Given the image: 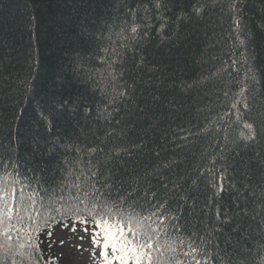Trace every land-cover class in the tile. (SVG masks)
Returning <instances> with one entry per match:
<instances>
[{"label":"trees","instance_id":"16d2710c","mask_svg":"<svg viewBox=\"0 0 264 264\" xmlns=\"http://www.w3.org/2000/svg\"><path fill=\"white\" fill-rule=\"evenodd\" d=\"M102 217L264 264V0H0V264Z\"/></svg>","mask_w":264,"mask_h":264},{"label":"snow or ice","instance_id":"6c2138e0","mask_svg":"<svg viewBox=\"0 0 264 264\" xmlns=\"http://www.w3.org/2000/svg\"><path fill=\"white\" fill-rule=\"evenodd\" d=\"M247 127L251 128L252 126L247 125ZM94 221L99 229L95 234L94 242L97 247L101 248L103 264H114L117 261L119 264H143L145 260L151 262V254L148 251L152 248L151 238L149 237L144 242L137 240V235L141 233L137 228H134L131 218H113L109 222L108 219L102 217L100 220L94 218ZM5 235L7 236V233ZM109 252H111V256Z\"/></svg>","mask_w":264,"mask_h":264},{"label":"rangeland","instance_id":"374dc122","mask_svg":"<svg viewBox=\"0 0 264 264\" xmlns=\"http://www.w3.org/2000/svg\"><path fill=\"white\" fill-rule=\"evenodd\" d=\"M99 229L94 225L84 227L59 228L52 236L62 246L64 264H103L101 248L95 244ZM62 241V242H60ZM111 256V252H109ZM58 261L57 259H55ZM119 264V262H114Z\"/></svg>","mask_w":264,"mask_h":264}]
</instances>
